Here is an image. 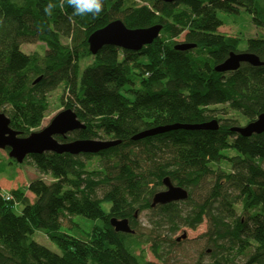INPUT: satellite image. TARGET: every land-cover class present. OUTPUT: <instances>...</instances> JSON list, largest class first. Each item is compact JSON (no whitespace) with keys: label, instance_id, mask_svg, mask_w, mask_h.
Wrapping results in <instances>:
<instances>
[{"label":"trees","instance_id":"16d2710c","mask_svg":"<svg viewBox=\"0 0 264 264\" xmlns=\"http://www.w3.org/2000/svg\"><path fill=\"white\" fill-rule=\"evenodd\" d=\"M241 8L264 29L260 0H103L98 15L77 14L67 0H0V108L11 127L21 136L37 131L51 92L61 86L62 104L86 127L58 140H121L97 154L27 156L24 163L39 176L10 189L12 200L0 184V264H158L147 259L144 244L151 243L152 253L164 259L177 243L169 234L181 226L195 229L205 219L204 236L212 246L208 264H264V132L242 136L232 130L238 121L218 117L225 112L215 108L228 105L247 122L264 112V64L215 70L230 53L241 52L242 40L219 30L217 12ZM115 19L129 28L161 24L162 29L140 51L106 45L93 55L88 37ZM36 41L46 45L43 54L21 50ZM179 43L193 47L178 49ZM245 52L264 62V35L248 38ZM214 118L217 130L174 129L132 139L156 126ZM165 176L188 189L186 208L179 202L151 207ZM203 183H209L205 193L193 198ZM15 202L23 204L20 213ZM145 210L147 235L137 233L134 218ZM75 215L98 223L86 231L71 221ZM112 217L129 219L134 233L117 232ZM64 218L74 234L62 230ZM36 229L61 253L34 240Z\"/></svg>","mask_w":264,"mask_h":264},{"label":"water","instance_id":"95a60500","mask_svg":"<svg viewBox=\"0 0 264 264\" xmlns=\"http://www.w3.org/2000/svg\"><path fill=\"white\" fill-rule=\"evenodd\" d=\"M174 2L177 0H161ZM161 24L142 28H129L121 19H115L106 26L94 31L88 37L89 50L93 55L106 45H113L125 50L140 51L144 46L150 45L160 35ZM191 44L179 43L176 48L189 49ZM242 63H249L254 66H261L263 61L251 52H232L226 60L215 66L218 72L235 71ZM41 77L37 78L38 82ZM9 116L0 108V149H9V157L21 164L31 154L44 152L79 154H97L121 143L119 139L86 138L60 141L56 136L66 137L69 133L84 129L86 125L79 119L77 113L71 108L59 111L50 122L41 129L21 136L17 130L10 125ZM220 123L217 119L207 122L188 124L175 123L160 125L138 132L132 137L134 140L142 139L155 134L163 133L174 129H196V130H217ZM233 131L242 136H251L264 132V112L255 120L245 125L232 128ZM164 188L157 191L151 202V207L171 202L186 201L189 197L187 188L175 185L169 176L162 180ZM110 224L117 232L134 233V229L127 218H110ZM187 233L177 237V241L185 239Z\"/></svg>","mask_w":264,"mask_h":264},{"label":"rangeland","instance_id":"374dc122","mask_svg":"<svg viewBox=\"0 0 264 264\" xmlns=\"http://www.w3.org/2000/svg\"><path fill=\"white\" fill-rule=\"evenodd\" d=\"M263 1L264 0H260ZM218 17L222 20L223 25L219 28L222 33L228 35H239L242 40L239 44V50L245 51L247 49V39L250 37H258L264 35V29L258 27L254 22L252 15L241 8L238 13H227L225 11L219 10L217 12ZM178 42H182L183 37L177 38ZM67 42V40H64ZM47 47L43 42L36 41L34 43H24L21 46V50L25 53L40 52L44 53ZM91 61V58L82 62L81 66L84 68L87 63ZM63 94V88L60 86L55 91L51 92L49 97V108L46 112V116L39 129L46 126L50 120L61 110L65 109L61 102L60 97ZM215 108L223 110L224 115H217L220 118H231L237 120L239 125L247 124V119L238 111L232 110L228 105H217ZM38 129V130H39ZM229 155H233V151L227 152ZM12 159V158H11ZM97 159H93L95 163ZM0 164L2 165L3 171L0 173V184L2 185L3 192H9L12 188H17L27 185L32 179L39 176L35 168L28 163H17L10 160L9 152L7 149H0ZM223 168H228L226 163H221ZM43 178L50 182L52 179L48 176H43ZM209 183H203L201 187L197 188L193 192V198H198L201 194H204L208 188ZM26 195L31 201H34L35 196L30 191L26 190ZM182 208H186V201L179 202ZM110 204H104L105 208H109ZM23 208L21 202H15V212L20 213ZM149 212L145 210L137 215L138 231L139 234L147 235L150 231V224L148 222ZM71 221L79 224L84 230H89L91 227L98 223V221L87 219L81 215H75L71 218ZM71 223L67 218H64L62 230L70 234H74V230L70 228ZM208 229L207 219L203 221L195 229H191L186 226H181L175 233L169 234L172 239H177L178 236L182 235L184 232L187 233V237L177 243L171 248L166 249V254L164 259H158L151 251V243L143 245L146 252L147 259L154 261L158 264H208L212 261V246L207 243V237L204 233ZM164 234V233H163ZM167 237V234L163 235ZM33 239L38 243L48 247L50 250L60 254L61 250L59 246L51 241L44 230L36 229L33 233ZM240 262V260H238Z\"/></svg>","mask_w":264,"mask_h":264},{"label":"clouds","instance_id":"9594fccd","mask_svg":"<svg viewBox=\"0 0 264 264\" xmlns=\"http://www.w3.org/2000/svg\"><path fill=\"white\" fill-rule=\"evenodd\" d=\"M67 2L74 6L76 13L80 15L87 12L98 15L103 9V0H67Z\"/></svg>","mask_w":264,"mask_h":264},{"label":"built area","instance_id":"2783aa9c","mask_svg":"<svg viewBox=\"0 0 264 264\" xmlns=\"http://www.w3.org/2000/svg\"><path fill=\"white\" fill-rule=\"evenodd\" d=\"M4 196L7 200H12L13 199V195L10 192H5Z\"/></svg>","mask_w":264,"mask_h":264},{"label":"flooded vegetation","instance_id":"af4514ba","mask_svg":"<svg viewBox=\"0 0 264 264\" xmlns=\"http://www.w3.org/2000/svg\"><path fill=\"white\" fill-rule=\"evenodd\" d=\"M134 218H136V220H137V214L135 215V217ZM129 223H130V225H131V222H130V220H129Z\"/></svg>","mask_w":264,"mask_h":264}]
</instances>
